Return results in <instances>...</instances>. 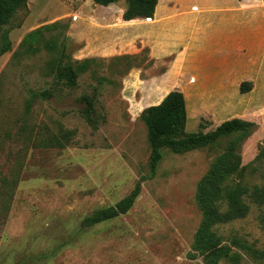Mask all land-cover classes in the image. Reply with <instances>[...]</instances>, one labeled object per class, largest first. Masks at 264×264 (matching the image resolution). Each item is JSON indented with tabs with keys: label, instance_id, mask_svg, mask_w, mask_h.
Returning a JSON list of instances; mask_svg holds the SVG:
<instances>
[{
	"label": "rangeland",
	"instance_id": "1",
	"mask_svg": "<svg viewBox=\"0 0 264 264\" xmlns=\"http://www.w3.org/2000/svg\"><path fill=\"white\" fill-rule=\"evenodd\" d=\"M114 5L115 11L92 0H27L0 31V264H202L191 256L202 220L198 185L218 157L231 155L240 166L227 184L243 189L248 208L216 233L238 257L226 264H264L251 253L264 250V57L251 59L253 51L243 49L242 69L253 72V80H242L251 83L244 94L237 86L214 89L202 76L168 81L165 61L151 59L146 48L133 51L138 41L122 42L111 24L126 2ZM5 38L11 48L2 53ZM85 59L94 62L74 88L56 82L60 62ZM249 59L255 67H246ZM170 88L183 94L185 133H209L231 119L253 126L191 150L164 147L150 177L140 114ZM43 90L49 98L36 95ZM95 90L91 126L80 98ZM64 133L69 142L52 147ZM138 181L127 213L81 228L83 218L115 205Z\"/></svg>",
	"mask_w": 264,
	"mask_h": 264
},
{
	"label": "trees",
	"instance_id": "2",
	"mask_svg": "<svg viewBox=\"0 0 264 264\" xmlns=\"http://www.w3.org/2000/svg\"><path fill=\"white\" fill-rule=\"evenodd\" d=\"M94 4L107 7L117 3L119 0H92ZM241 1V0H239ZM27 0H0V31L7 25L14 15L26 6ZM125 19L132 17H152L157 0H125ZM58 23H54V27ZM46 28V27H45ZM39 30L26 35L21 44H28ZM6 46L2 53L10 51L11 43L6 39ZM48 45V44H47ZM52 46L49 45V48ZM65 48V47H64ZM66 49L63 50V52ZM93 59L82 61L60 62L55 70L56 82L63 80L69 88L77 85L80 73L89 69ZM101 84V79L97 80ZM251 90V83L243 81L239 91L244 94ZM40 98H49L51 93L43 90L37 93ZM96 90L92 96L83 95L80 100L85 105V119L95 126L96 116L94 104L96 102ZM183 94L174 89L166 93L162 101L156 105L145 108L140 119L148 131V139L151 147L149 156V176H153L162 159L161 149L167 147L172 151H186L200 146H207L216 142L220 137L229 135L236 131H248L253 123L241 119H231L222 122L215 130L209 133H185L181 127L183 117ZM69 134L64 133L59 138L52 139V147L63 148L69 142ZM39 144H43L39 141ZM43 147L46 146L43 144ZM240 166L238 155L218 157L210 166L208 172L200 180L197 189V204L202 215L201 223L195 233L191 247V256L199 257L202 264H226L227 261L238 262L237 255H233L231 247L224 244L216 233V228L234 219L242 218L247 213V206L242 201L244 193L241 187H231L227 184L230 177L235 174ZM141 188V181H138L133 190L113 206L100 208L82 219L81 228H89L104 221L112 220L129 211L137 199ZM252 256L257 259H264V250H251Z\"/></svg>",
	"mask_w": 264,
	"mask_h": 264
},
{
	"label": "crops",
	"instance_id": "3",
	"mask_svg": "<svg viewBox=\"0 0 264 264\" xmlns=\"http://www.w3.org/2000/svg\"><path fill=\"white\" fill-rule=\"evenodd\" d=\"M107 7L115 11L114 4ZM126 8L113 15L115 32L124 43L138 41L133 51L146 48L151 59L165 61L162 76L168 81L202 76L214 89L233 90L253 80V72L242 69L243 49L253 51L251 59L264 57V0H157L151 22L143 16L125 19ZM251 59L246 67L256 66Z\"/></svg>",
	"mask_w": 264,
	"mask_h": 264
},
{
	"label": "built area",
	"instance_id": "4",
	"mask_svg": "<svg viewBox=\"0 0 264 264\" xmlns=\"http://www.w3.org/2000/svg\"><path fill=\"white\" fill-rule=\"evenodd\" d=\"M195 9H196L195 7H192V10H195ZM151 19H152V17L144 18V20H145L146 22H151Z\"/></svg>",
	"mask_w": 264,
	"mask_h": 264
}]
</instances>
